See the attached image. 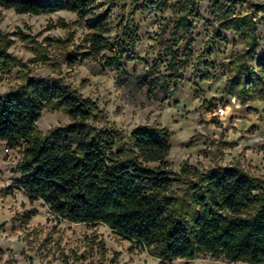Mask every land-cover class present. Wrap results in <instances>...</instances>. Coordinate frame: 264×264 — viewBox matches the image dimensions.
<instances>
[{
    "label": "clouds",
    "instance_id": "obj_1",
    "mask_svg": "<svg viewBox=\"0 0 264 264\" xmlns=\"http://www.w3.org/2000/svg\"><path fill=\"white\" fill-rule=\"evenodd\" d=\"M31 3L34 7L48 5L51 10L41 11L39 14L32 11L18 13L16 6H0V34L5 35L7 41L14 42L6 51L16 60L23 58L25 64L28 59L35 60L37 53L28 50L35 46L12 33H16L17 28L23 32H28L30 28L32 36L42 33L37 38L42 47L47 49V54L60 61L59 70L41 69L38 65L28 64L29 69H35L30 74L62 80L81 100L96 103L102 118L93 120L89 117L84 123L96 127L97 130L114 129L120 133V136L114 138L119 141L123 137L129 147H133L134 130H137L138 137L152 139L156 136L152 129L159 132L166 129L168 143L172 147L168 149L164 160L187 161L189 165L198 161L196 166L199 171L206 173L217 167H234L235 160L240 159L242 168L250 171L254 177L264 180V164H261L257 171L255 168L249 170L245 163L246 159L261 163V158H264V111H246L250 107H264V100L254 97L246 101L240 94L243 84L235 92L224 90L234 75L227 66L231 65L233 59L238 60L239 56L248 51L253 38H257V58H246V62L252 71L264 75L257 66L258 54L264 51V0H220L219 3L216 0H89L86 5L82 4L81 0H31ZM74 4L79 6L73 7ZM193 8L200 15L196 16L194 12L187 20L192 22L194 29L192 35L195 40L192 47L198 50L193 53L186 69H180L185 77L181 81L185 85V92L193 89L187 77L196 71L197 66L200 72L206 71L205 66L199 63L198 57L200 52L210 46L211 34L219 28L225 16L235 23L222 29L229 42L219 51L213 47L212 52L205 57L216 61L215 77L218 78L200 81L204 88L203 94H190L180 103H175L174 97L165 98V93L152 83L157 73L149 75V72L158 68L159 74H169L168 64L172 57L168 49L182 48L186 42L180 40L178 44L174 43L179 36L184 35L183 27L177 28L178 18H182L187 9ZM85 9L86 14H82ZM105 12L107 17H102L98 26L89 25L88 22L94 16ZM241 21L249 23V26L254 24L256 31L242 38L241 31L237 30ZM25 24L28 27H25ZM126 29L135 30L140 39L134 41L132 57L125 61L124 71H121L113 68L109 61L119 52L118 42L126 39ZM71 34L74 36L70 43H56L57 40L66 41ZM97 34L104 39L99 41L97 47H93L92 38ZM48 37L53 38L51 46L44 43ZM111 44H117V47L110 50ZM224 48L228 49V54L224 53ZM67 52H72L73 55L65 59ZM127 55L128 53H125V56ZM22 83L21 80L9 78L0 81V97L6 96ZM209 86L211 91L208 90ZM251 87L249 84L248 88ZM217 88L220 90L217 91ZM213 97L216 98L213 101L215 106L210 111H204L205 100ZM233 117L235 119H232ZM213 119L218 123H212ZM73 123L75 121L67 115L64 106H46L39 110V116L33 121L34 135L48 137L58 129H65ZM253 124L256 128L249 132ZM222 135L229 141H238V145L224 149V156H217L214 160L211 156L205 158L203 154L197 155L198 145L182 147L188 145L195 137L220 140ZM0 144H7V140L0 141ZM21 144L23 145L22 141ZM77 146L76 142L71 145L73 150ZM26 148L27 145L16 146L0 152V264H64L65 257L68 258V264H77L76 258L72 257L68 250L75 245L66 247L64 242H61L59 248L51 245L41 248L43 233L57 225L65 228L67 221L55 211V202H49L43 195H37L36 199L32 200L24 185L15 183V180L23 176L20 166L26 162ZM135 150L139 156V149ZM5 155L7 160L4 159ZM147 166L157 168L161 166V162H153ZM169 167L174 173L180 172L177 163H171ZM14 168L17 169L15 172L12 171ZM189 179L195 181L197 177L192 175ZM186 186L184 182L173 185L174 188ZM179 195H183V192ZM32 209H36V213L27 223L18 218L22 217L25 211ZM221 214L231 216L232 212L225 210ZM74 227L84 230L83 223L75 224ZM101 230L112 232L108 224H104ZM124 245L125 247L117 248L120 255L116 257V264H247L242 258L230 260L226 255L220 254L214 257L212 252L206 249L194 252L192 256L180 252L169 253L165 258L159 254V241L155 240L144 243L125 240ZM128 248L132 251L129 252ZM60 249L64 250L63 254ZM78 264H88V261H79Z\"/></svg>",
    "mask_w": 264,
    "mask_h": 264
},
{
    "label": "trees",
    "instance_id": "obj_2",
    "mask_svg": "<svg viewBox=\"0 0 264 264\" xmlns=\"http://www.w3.org/2000/svg\"><path fill=\"white\" fill-rule=\"evenodd\" d=\"M88 2L81 0L85 5ZM0 6H16L18 13L51 10L48 5L34 7L31 0H0ZM190 12L187 9L179 18L186 33ZM102 17L106 18L107 12L94 16L89 25L98 26ZM233 23L225 16L219 30L222 32ZM237 30L244 38L256 28L241 21ZM125 35L126 39L118 42L116 57L109 61L121 71L137 40L135 30L126 29ZM92 39L93 47H97L104 37L97 34ZM256 39H252L248 51L238 60H232L229 67L234 75L225 86V91L235 92L243 84L240 94L246 101L254 97L264 100V87H258L264 85V75L252 71L246 62V58L256 59ZM10 45L11 41L0 34V75L8 74L20 64L7 53ZM113 47L117 44L109 45L110 50ZM173 58L177 59L175 55ZM257 66L264 74V56L257 59ZM203 78L209 79V75ZM69 88L62 80L30 77L0 97V141L7 140L9 148L27 145L26 162L20 166L23 176L15 183L24 185L30 199L43 195L49 202H55V211L71 224H108L112 231L128 240L159 241V254L165 258L169 253L192 256L206 249L214 257L220 254L230 260L242 258L250 264L264 263V188L258 179L237 167L200 173L186 166L182 174L188 177L193 172L197 179L187 183L188 199H181L172 191L175 179L169 162L164 160L171 148L166 130L152 129L156 133L152 139L138 137L134 130L133 147H129L123 137L119 141L114 138L120 136L115 130H97L84 123L89 117L97 118L98 106L81 100ZM46 106H64L75 123L48 137L34 135L33 121ZM74 142L78 143L75 150L71 147ZM157 161L161 162L160 167L147 166ZM225 210L232 215H222ZM31 216L28 213L26 218L29 220Z\"/></svg>",
    "mask_w": 264,
    "mask_h": 264
},
{
    "label": "rangeland",
    "instance_id": "obj_3",
    "mask_svg": "<svg viewBox=\"0 0 264 264\" xmlns=\"http://www.w3.org/2000/svg\"><path fill=\"white\" fill-rule=\"evenodd\" d=\"M218 1V0H216ZM113 6H115L113 4ZM191 12L187 16H192L195 12L196 16H199L200 13L196 11L194 8L190 9ZM189 23V33H186L185 28L183 27L184 35L179 36V38L174 41V43L178 44L180 40H185V44L182 46V48H175L173 49L170 47L168 49V52L170 53L172 60L169 61L168 69L169 74L167 76H164L163 74H159L158 68H153L151 72H149V75H151L153 72L157 73L155 79L152 81L154 85L159 87L161 91L165 93V98H168L169 96H172L175 98V103H180L181 100L186 99L190 94L191 95H201L204 92V88L201 86L200 81H203V77L206 75H209V79H213L215 77V73L217 71V65L216 61L214 60H208L205 57L212 52L213 47L216 48L217 51H219L221 48L224 47L229 41L228 37L217 28L212 34L211 39L209 41V47H206L202 52H200V56L198 57L199 63L203 64L206 68L205 72H200L199 67L197 66V69L193 74L189 77H187V80L192 83L193 89L188 90V92H185V85L181 83L182 80L185 79L183 72L180 71V69H186L187 65L191 62L193 53L197 51V48H193V42L195 40V37L192 35V32L194 31L192 22L190 20H187ZM121 23L123 21L121 20ZM25 27H28L27 24H25ZM119 27V25H117ZM138 27V26H137ZM180 22L178 18L177 22V28H180ZM175 31V30H174ZM12 35H19L22 40L24 41H30L31 45H34L35 47L28 48L29 51H33L37 53V57L35 60L28 59L27 64L23 63V58L21 60H16L19 64V66L14 67L8 74L0 75V81L4 80L5 78L9 79H16L25 81L27 78L30 77H44L40 75L33 76L30 73L32 71H35V69H29L28 64H35L38 65L41 69L43 68H52L54 70H59L60 61L56 59H52L47 54V49H44L42 47L41 42L38 40V36L42 35V33H38L37 36L31 35V29L29 28L28 32H23L19 28H17L16 33H12ZM198 36L199 33H196ZM74 34H71L68 36V39L66 41H59L57 40L56 43H70ZM137 40L140 39L139 36H136ZM52 37H48L45 39L44 43H48L49 46H51ZM11 43H14L11 41ZM224 53L228 54V49L224 48ZM77 54H79V48L77 49ZM132 51L130 52L129 58L124 59L123 61V68L125 67V61L130 59L132 57ZM72 52H67V55L65 56V59L67 56H72ZM84 55H87V53H84ZM173 55L177 57L176 60H174ZM12 56V55H11ZM255 58H257V54H254ZM259 58L261 56H264V51L258 54ZM13 57V56H12ZM15 59V57H13ZM221 67H224V65H221ZM229 67V65L227 66ZM135 70V69H133ZM125 75L127 73L125 72ZM163 78L164 84H163ZM218 78V77H215ZM176 85V87H175ZM209 91H211V87L208 88ZM217 91L220 89L217 88ZM225 90V88H224ZM216 98H210L205 100V106L204 111H210L215 105L213 101ZM96 104V103H95ZM97 105V104H96ZM55 108V107H54ZM246 111H257L261 112L264 111V107H250ZM101 112L99 111L97 113V118L95 120L101 119ZM264 118V117H262ZM232 119H235L233 117ZM203 122V121H201ZM212 123H218L217 120L213 119L211 121ZM253 128H256V125L253 124L252 128H249V132L252 131ZM109 130V129H104ZM114 130V129H112ZM166 130V129H165ZM167 131V130H166ZM225 132H227V129H225ZM192 145H198L199 146V152L197 155L203 154L205 158L211 156L213 160L217 156H224V149L226 148H235L238 145V141L232 140L229 141L226 139L223 135L221 136L220 140H212L210 138H201V137H195L193 140L189 141L188 145H182V147H189ZM170 147L172 145L170 144ZM5 148H9L6 144H0V152H3ZM11 149V148H9ZM247 151V149H245ZM7 155L4 156V159L7 160ZM241 158H243V154L241 153ZM169 164L171 163H177L180 167L179 173H173V178L175 179L173 185H179L180 183L184 182L186 185L189 181H192L189 179L190 176L195 175V173L192 172L191 175L186 177L184 174H182L181 170L183 167H190L195 168L197 171H199V168L196 166L199 162L194 161L193 164L189 165L187 161H168ZM245 163L247 164V168L249 170L255 168V170H259L261 167V164H264V158H261V163H253L252 159H246ZM234 167L242 169L246 174H248L252 178L258 179L260 185L264 188V180H260L258 177H254L250 174V171H246L244 168L240 166V159L235 160ZM218 168V167H217ZM189 169V168H188ZM13 172L16 171V169H12ZM200 172V171H199ZM201 173V172H200ZM196 176V175H195ZM172 191L175 195L180 197L181 199L187 200V186L184 188H178L173 187ZM180 192H183V195H179ZM28 213H31V215H34L36 213V209H32L30 211H25L23 213L22 217H18L19 219L23 220L24 223L28 222V219L26 218V215ZM75 224H71L67 222V225L65 228H61L58 225L53 226L49 231L43 233V243L41 244V248L51 245L54 248H59L61 242H64L65 246L68 245H75V247H71L68 250L71 252L72 257L76 258L77 264L79 261H88V264H116V257L120 255V253L117 251L118 247H125L124 241L128 240L122 237L121 235L115 233L112 231L111 233H108L106 231H103V224H84V230H80L76 227H74ZM91 229H97V231H90ZM68 233H71V235H68ZM130 241V240H128ZM81 248H83V251H81ZM129 252L132 251L131 248L127 249ZM61 253L63 254V249H60ZM109 253H112L113 255H109ZM91 257V259H89ZM64 264H68V258L65 257ZM250 264V263H247ZM264 264V263H259Z\"/></svg>",
    "mask_w": 264,
    "mask_h": 264
}]
</instances>
